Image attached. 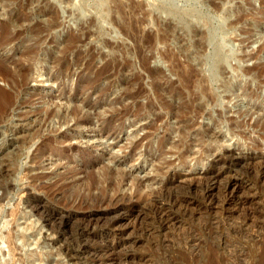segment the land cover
<instances>
[{
	"label": "rangeland",
	"instance_id": "rangeland-1",
	"mask_svg": "<svg viewBox=\"0 0 264 264\" xmlns=\"http://www.w3.org/2000/svg\"><path fill=\"white\" fill-rule=\"evenodd\" d=\"M27 1L6 0V5H0V32L6 22L7 6L11 15L27 16L20 23L22 28L37 26L40 33V43L34 51L35 64L28 71L21 92L14 98L12 109L0 122V215L8 211L16 213V222L9 213L3 218L9 229L32 221L35 223L36 216L26 217L28 208L24 193L27 190L31 206L39 205L44 220L55 218V230L59 232L53 238L45 229L41 230V236L36 237L41 242L38 247L29 246L24 251H14L12 255L3 243L0 264H7L9 260L10 264L13 261L12 264H19V257L29 251L39 259L49 254V259L54 260L51 264H91V254L111 243L112 237L107 233L111 216H101L104 209L94 207V204L78 206L68 203L64 199L70 195L65 192L68 187L54 195L48 193V188L57 180L64 181L67 158H73L76 163L70 164L72 168L81 167L84 162L99 161L89 169L94 174L105 165L113 167L117 163L118 168L129 171L139 182L143 181L141 188L144 192L140 188L139 193L143 195L146 190H157L163 175L156 174L155 169L160 165L156 162L155 165L148 164L152 158L143 152L147 141L140 143L135 151H132V143L147 133L145 127L154 115L165 113L160 99L170 107L177 106L188 90L204 88L199 65L204 43L198 27L190 28L186 37L173 21L157 19L151 14V9L142 0H116L115 4L113 0L110 3L111 10L105 15H111L117 22L110 25L106 21L108 26L105 27L117 33L111 36L96 34L92 16L84 17L78 26L74 25L70 12L67 13V9L70 11L68 0H59L63 11L59 15L46 0ZM198 3L210 11L209 5H218L219 11L213 14L219 23L236 20L233 29L226 30L231 31V42L238 54L236 59L241 77L236 80L235 74L232 82L239 84L236 92L239 96L224 97L221 89L217 91L223 98L220 109L225 119L243 120L238 114L240 110L243 116L248 112L244 119L248 121L246 117H249L252 122L264 114V0H198ZM116 4L120 5V10L115 8ZM17 30L19 27L9 28L10 33ZM27 33L0 46V61L11 55L20 60L18 57L34 43L33 39L26 40L31 35ZM20 61L22 69L27 67V61ZM6 67L13 68L9 63ZM0 87L9 90L2 81ZM243 92L249 97L245 98ZM177 93L182 99L176 97ZM195 104L199 105L200 101ZM72 109L75 113L65 124H60L58 117ZM216 110L218 108H213V115ZM50 111L55 114L47 119L45 113ZM42 117L45 122L41 121ZM77 118H87L89 123L74 128ZM197 120L200 124L208 123L207 118ZM107 122L108 131L113 134H97L105 129ZM161 122L157 124L151 141L163 135L164 124L175 126L176 119L163 117ZM6 130L7 133H3ZM243 133L247 139L241 140L239 147L235 139L228 137L224 148L228 153L227 162L216 164L212 170L217 175L216 180L210 182L214 188L212 201L219 206L223 204L227 211L222 212L219 208L216 212L204 210L207 203L205 200L203 203L202 194L209 185L206 179L198 181L199 184L195 181L192 187L185 182L208 171L211 158L198 166H194L191 157L185 168L163 166L161 174L165 175L167 171V175L176 174L185 180L175 182L169 187L170 191L162 192V197L156 196L155 200L166 204L189 199L190 210H172L180 222L178 227L166 229L159 225L150 208L145 207L147 217L137 222L135 233L129 230L124 237H118L119 241L126 239L124 241L128 243L116 249L115 261L111 264H264V173H261L259 164L246 162L252 156L260 155L264 159V139L247 127ZM169 137L173 138L170 134ZM250 139L259 140L260 146L252 148ZM40 146L51 148V154L40 161L35 159L32 164ZM131 151L133 154L127 156ZM166 159L174 161L170 155H166ZM80 174L75 178L81 179L83 174ZM230 176L243 184L239 201H235V197L231 202L223 201L224 187ZM126 184L121 192L128 191ZM42 187L47 190L42 191ZM59 196H63L64 203ZM228 207L232 208L229 210ZM53 241L58 242L55 247L51 245ZM59 248L63 249L57 252ZM38 263L43 264V261Z\"/></svg>",
	"mask_w": 264,
	"mask_h": 264
},
{
	"label": "bare ground",
	"instance_id": "bare-ground-1",
	"mask_svg": "<svg viewBox=\"0 0 264 264\" xmlns=\"http://www.w3.org/2000/svg\"><path fill=\"white\" fill-rule=\"evenodd\" d=\"M5 1L6 0H0V5H6L7 2ZM112 1L113 0H76L74 3L72 2L70 3V0H68L67 2L69 3L70 11H72L71 14L74 16L75 19H77L80 22L81 19L84 18V16L86 15V12L88 10H91L94 14L92 15L93 21L92 20L91 21L93 22L94 27L98 31V27H97L98 22L106 25H108V23L110 25L111 23L112 24L117 23L115 22V19L111 17V15L110 16L105 15L106 12L107 13L108 11L110 12L111 10L110 3ZM115 1L116 0H114V4ZM26 2L28 3L27 0ZM153 2H154L153 7H149L151 9L150 13L153 14L157 19H168L170 21H173L176 25H178L182 29L183 34L186 37L189 35L190 28L198 27L200 29L204 43V51L202 54H199L200 56L199 65H200V73L202 74V79L204 81V88H198V90L196 91L188 90L187 96L184 99L181 98L180 93H177L176 97L182 99L180 104L177 106L170 107L168 104L163 103L162 100L160 99V102L163 105L161 106V109L165 110V113L154 115L153 120L150 121L148 125L145 127L147 133L141 136L139 139H137L134 144L132 143V151H135L140 145V143H142L143 141H147L146 142L147 144L143 152L145 155H148L152 158V161L148 162V164L149 163L154 164L156 162L158 163V165H160L155 169L156 174H159V176L163 175V177H160L162 178V181H159L160 185L158 184L159 188L157 187V190L145 189L147 192L145 191L143 195L139 193V190L142 187L141 183L143 181L141 182V180L139 179L140 180L139 182L137 178H135L136 176H132V174L129 171L125 172L121 170L122 168H118L119 164L117 163L116 164L114 163L115 165L113 167H109L110 165L108 166L105 165L104 167H101V169L99 168L100 170L97 174H94L89 172L90 171L89 169L98 165L99 161H93L87 163L84 162L85 164L83 163L81 167H78L77 165L76 167L72 168L70 164L76 163V160L73 158L66 157L68 163L66 165V172L63 169V171L65 172L64 181L63 180H57V182L55 181V184L54 185L51 184V187L48 188V193L51 192L54 195L58 192H61L62 189H64V187L66 188L68 187V191L65 190V192L70 193V195H68L69 197L65 198L64 195L66 193L63 195L64 199H66L68 203H72L76 205L78 204V206L81 205L90 206L91 204L92 205L94 204L93 205L94 207H99L104 209L102 211L101 216H111V219L110 217L109 218L107 217L108 221L110 220L107 233L109 237H112L111 243L106 244L104 246L100 245L101 246L100 251H98L99 250L98 249L97 251H94L93 255L91 254L92 256L91 264H96V263L111 264L112 262L115 261V259L113 258V254L116 251V249L123 245L125 246V244L128 243V241H124L126 239L124 240L121 239L119 241L118 237L123 236L125 232L129 230L130 231L132 230L133 232L137 222L141 220L143 221V217L144 218L147 217V216L145 217L146 214H144L145 207H148V209L150 208V210L153 212L152 214H154V218L158 220V222L160 223L159 225L165 227L166 229L169 227L177 226L180 222L178 221V217L176 218L175 216H173L172 210H176L177 212H179V210H181V212L186 209L190 210L191 201H189V199H179V200L175 199L176 201L167 200L168 201L167 203L165 200L166 204H162L159 201L155 200L157 199L156 196H160L161 194H163L162 192H165L167 190L170 191L171 188L169 189V187L172 186L175 182H179V181L181 182L182 180H185V179L181 180V177L177 176L176 174L167 175L166 173L168 172L166 170H165L166 171L165 175L161 174L160 171L161 167L165 166L166 168L169 169L170 167L172 168V166L185 168L188 166L187 162L190 157L193 159L194 166H198V165H202L207 160L208 157L211 158L210 169H208V171H206L203 175L200 176L198 175V177L193 176L190 177L189 179L187 177L188 180H185V182L191 186L192 183H196L202 179H206L205 181L209 185L207 188L203 190V194H202V196L204 197L203 203L204 200L207 203L206 209L204 210L208 212H212V211L216 212V209L219 208L222 212H224L227 211L228 209L223 208V204L221 205L219 202V204L221 205L219 206L218 204L212 201V193L214 191V188L212 184L210 185V182L212 181L214 182L217 178V175H214V171H212L214 166L216 164H221V163L225 164L227 162L226 158L228 156V153L224 149L225 142L228 140V137L230 139H235L237 142L236 145H238L239 147V143L241 142V140L247 139L246 135L243 133L246 127L248 129H251L252 132L253 131L256 132L260 138L264 139V114H261L255 120L250 122L249 117H246L248 118V121L247 120L245 121L244 119V117L248 115V112H245L243 116L242 112H240V110L238 111L239 117H243V120L225 119L223 110L220 109L223 103V98H221V96L218 94L217 91L218 89H221L223 91L224 95H226L224 97L239 96L238 94H236L239 84L236 82L235 83L232 82V80L235 74H236V80H238V78L241 77V72L238 71L239 65H237V59H236L237 56L235 55L236 50L231 42V36L228 34L229 31H227L228 29L229 30L233 29L236 20L235 22H229L227 24L223 22L219 23L218 21H216V19H214V16L216 17V15H214L213 13L219 11V6L216 5L215 3H212L211 4L212 6L209 5L212 10L210 11L209 9L208 10L205 8L203 9L202 4L198 3V0H153ZM5 7H6L5 10H7L6 12L7 17H6V22H4L5 24L2 28V32H0L1 33L0 46L2 47L3 44L12 42L16 39H20L24 32H29L27 34H31L30 37L27 38L26 40L33 39L34 43L32 44V46L26 48V51L22 53L20 57H18V59L20 60L23 59L27 61V67H25L24 69L21 68L20 66L21 61L17 60L15 55H11L10 57L7 58V60L3 62L0 61L1 62L0 81H2L5 84V87L9 88V90H7L6 88L0 87V122L7 116L8 112L12 109V106L14 105L13 104L14 98H16L19 92H21V88L22 86H24V83L28 77V71H30V67H32V65L35 64L34 62L36 59L34 58V51L37 49L40 43V35H39L40 33L38 32L39 31L38 27L33 26L27 29L22 28L20 23L21 21L27 19V16L25 14H19L13 16L9 13V9H8L9 7L7 6ZM115 8L120 10V5L116 4ZM208 11H210V13ZM12 26L19 27V30H17L15 33L12 32L10 33L9 28ZM106 31L107 33L108 31L109 33H111V31L113 30H106ZM70 39H74V38L70 37ZM66 49H68V47ZM53 58H54L53 56L50 57L52 63L54 61ZM231 60L235 61L234 66H232ZM7 63H9L10 66L13 68L8 69L6 67ZM202 68H204V71H202ZM37 76H41V75H37ZM243 96L247 98L249 97V94L243 92ZM198 101H200V104L196 105L195 103ZM213 108H218V110L215 111L216 113L215 115H213L212 112ZM249 112L252 111L250 110ZM74 113H75L74 109L68 110L66 112V115H60L58 117V121L60 122V124H65L68 118L71 117V115H73ZM45 114L47 116L46 118L49 119L48 117H52L51 114H53L54 116L55 112L50 111ZM163 117L175 118L176 119L175 126L171 127L168 126L167 124H164L162 126L163 135L159 136L155 141H151L150 138L153 135V133L157 131L156 126L158 123L162 121ZM197 118H207L208 123L200 124ZM42 120L43 117L41 121ZM45 120L43 121L45 122ZM44 122L43 124H46ZM88 123L89 120L87 118H81V119L77 118L74 121L73 127L80 128L81 125ZM105 124H106L105 129L98 132L97 134H108V135L113 134L110 133V131H108L107 127L109 123L107 122ZM5 132L7 133V130L4 131L3 133ZM169 134L172 135L173 138L169 137ZM133 135H135V133ZM133 137L135 138L136 136ZM250 142L251 144L249 143V145H251V147L254 149L260 146L259 140L256 141L255 139L253 140L250 139ZM48 148H46L45 146H40L39 148H37V152H36L37 155L34 156L33 159L31 160L32 164L33 162H35V159L40 161L41 159H44L46 155L51 154L50 152L51 148L50 149ZM132 151L129 152L130 154L127 156L132 155L133 154ZM166 155H170V157H173L174 161L171 160L167 161ZM144 162H146L147 164V161ZM246 162L259 164L261 173H264V159L262 158V156L260 155L252 156ZM0 164L2 163L0 162ZM78 173L83 174V177L81 179L75 178ZM127 180H129V182ZM125 182H127V184ZM125 184L128 190L126 193L121 192V188ZM242 185L243 184L241 182L235 181L233 177L230 176V178L227 181L226 187H224L225 188L224 192L226 195L225 194H224L225 196L223 195L225 197L223 201L231 202L232 200H234L233 199L234 197L236 198L235 201H239L240 198L238 195H240L241 193L240 189L243 188ZM150 187H148L147 189H150ZM44 190L42 187V191ZM141 191L144 192V189L142 190L141 188ZM24 195L26 196L25 205L26 208H28L27 210L28 213H26V217L27 215L36 216L37 219L36 221H34L35 223H32L33 222L32 221L28 224L24 223L25 226L22 227L18 226V228L16 229L14 228L9 229L8 224H6L7 222L3 220V218L6 217V215L8 216L9 211L8 213H4L0 215V246L3 243L6 244L8 251L10 252L9 253L10 255H12L13 252L16 250L24 251V249H26L29 246L38 247L41 242L37 240L38 238L36 239V237L41 233V230L43 232V230L45 229L46 232L50 233L53 236V238L54 235H56L59 232L55 230L57 229L55 228L56 225L54 226V224L57 223L56 219L49 218L47 221L44 220L43 215H41L40 213L39 205L35 207L31 206L32 202H30L31 198L29 196L30 194L28 195L27 190L24 193ZM49 196L52 195L50 194ZM63 196H59V198L61 197L62 201H63L62 199ZM242 202L240 203V205H242ZM148 203L151 204L148 205ZM228 208L230 210L232 207L231 208L228 207ZM220 213L221 212H219L218 214ZM101 216L100 218H102ZM10 217L12 218L13 222H16L17 216L16 213H14V211H12ZM100 218L98 219L100 220ZM128 233L131 234V232ZM57 243H58L57 241L55 242L53 241L51 244L52 247H55ZM62 249L60 248L57 249V252H60ZM0 252H1V248H0ZM49 258L50 257L48 254L46 255V258L39 259L37 255L31 254L29 251L24 253L23 256H20L19 259L17 260V263L37 264L38 262L43 261V264H51V261L54 262V260H50ZM12 263H14V261ZM7 264H10V260L7 262Z\"/></svg>",
	"mask_w": 264,
	"mask_h": 264
},
{
	"label": "water",
	"instance_id": "water-1",
	"mask_svg": "<svg viewBox=\"0 0 264 264\" xmlns=\"http://www.w3.org/2000/svg\"><path fill=\"white\" fill-rule=\"evenodd\" d=\"M75 1H76V0H70V3H71V2L74 3ZM46 2H47V4H49L50 6H54V8H56V10L58 11V15L61 14V13H63L62 9L60 8V5H59L58 0H46ZM142 3L145 4L148 8H149V7H153V5H154L153 0H142ZM69 12L72 13V11H69V9H67V13H69ZM70 13H69V15L72 16L73 24L76 25V26H78L80 21H78L77 19H75L74 16H73L72 14H70ZM92 15H94L93 12H92L91 10H88V11H87V14H86L84 17H85V18H89V17H91ZM81 20H82V19H81ZM105 25H106V24H101L100 22H98L97 27H98V31H99V32H98L97 30H95V28H94V30L96 31V34H97L98 36H101V35H103V34H104V35H107V34H108L107 36H111V35H115V34H117L114 30L111 31V33H109V31H108V33H107L106 30H108L109 28H106ZM106 26H108V25H106ZM228 34L231 36V31H229ZM57 40H58V39H57ZM235 55L238 56V54H237L236 51H235ZM234 63H235V61H232V60H231V64H232V66H234ZM202 71H204V68H202Z\"/></svg>",
	"mask_w": 264,
	"mask_h": 264
}]
</instances>
